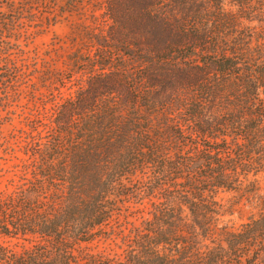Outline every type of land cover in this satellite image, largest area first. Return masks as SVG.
I'll use <instances>...</instances> for the list:
<instances>
[{
  "label": "trees",
  "instance_id": "16d2710c",
  "mask_svg": "<svg viewBox=\"0 0 264 264\" xmlns=\"http://www.w3.org/2000/svg\"><path fill=\"white\" fill-rule=\"evenodd\" d=\"M23 2L0 0V128L27 106L28 138L0 264H264V0H108L101 38L41 76Z\"/></svg>",
  "mask_w": 264,
  "mask_h": 264
},
{
  "label": "rangeland",
  "instance_id": "374dc122",
  "mask_svg": "<svg viewBox=\"0 0 264 264\" xmlns=\"http://www.w3.org/2000/svg\"><path fill=\"white\" fill-rule=\"evenodd\" d=\"M15 1L18 2V0ZM23 1L25 3L30 2L34 6L32 14L27 16L29 19H34V22L27 26L30 36L24 49L27 51L28 60L31 57L37 59L39 76L43 75L42 73L49 72L51 69L54 72L63 71L68 73L69 66H66V64H71L69 57L73 56L77 50L80 51L77 54H80L83 51H88L87 49H91L89 47L93 46L94 43L92 44V42L99 39L97 36L100 33L104 34L111 25L103 14L106 1L108 0H84L81 6L73 12H63L62 0ZM21 26L25 27L24 24ZM102 30L103 32H101ZM99 37L101 38V36ZM42 79L44 78H40L34 83L42 84ZM78 83L77 74L74 75L73 73L70 83H65V87L64 85H55L53 91L43 93L37 102L40 105H44L47 102V109L50 111L53 108L54 101H58L61 96L68 95L69 91L75 89ZM26 107L23 105L16 107V118L13 119L14 124H4L0 128V145L6 144L4 149L0 151L1 190L10 191L15 184L19 183V177H22V172L25 168L24 163L27 162V158H20L19 156L22 155L20 151L28 138L27 135H22V130H17L19 126L18 119L20 120L24 115ZM7 141L11 143L10 147L7 146ZM261 184L264 185V179H261ZM221 197L226 200L229 196L221 194ZM138 209V211L135 208L132 209L137 217L141 215V209ZM240 212H242L241 215L244 217L248 215V209L246 208ZM231 218L234 221L236 220L235 222L238 221L236 215ZM225 219H228V217H225ZM2 243L9 244L16 250L19 249L18 244L14 245L15 240Z\"/></svg>",
  "mask_w": 264,
  "mask_h": 264
}]
</instances>
